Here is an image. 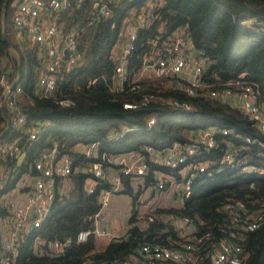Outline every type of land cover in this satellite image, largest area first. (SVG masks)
I'll return each instance as SVG.
<instances>
[{"label":"trees","instance_id":"1","mask_svg":"<svg viewBox=\"0 0 264 264\" xmlns=\"http://www.w3.org/2000/svg\"><path fill=\"white\" fill-rule=\"evenodd\" d=\"M5 1L0 0V74L5 73L21 87L17 105L25 121L21 128L10 126L0 136V142L21 137L23 147L20 161H0V243L10 216L2 196L22 173L28 172L33 179L38 154L54 140L58 155L72 161L70 175L56 180L47 215L37 228L27 227L20 237L14 264H84L86 260L111 264L137 255L142 245L177 247L186 239L178 235L171 215L187 218L194 225L199 241H192L198 247L199 264H210L212 250L220 239L229 237L231 230L242 234L244 256L240 264H264V135L253 121L226 103L187 95L179 87L184 82L176 76L152 75L139 79L135 90H109L127 28L135 26L149 10L148 3L154 1L150 17L135 27L134 49L126 67L130 76L143 67L152 50L150 40L158 37L157 46L163 48L174 31L183 27L193 52L204 59L201 80L214 88L228 86L233 91L240 90L241 83L251 85L257 91L258 104L264 106V0H114L109 3L110 15L94 24L89 23L93 0H73L56 22L63 31H74L79 58L73 68L62 66L56 71L49 97H43L38 88L43 69L35 46L24 37L19 47L10 34L14 0H7L2 8ZM2 31L12 49L5 45ZM61 99H71L73 104L61 106L57 103ZM126 103L135 107L124 108ZM183 103L189 108H183ZM151 117L155 121L148 124ZM6 121L10 116L0 87V134ZM32 126H39V131L35 139L27 141L24 133ZM209 128L215 131L213 148L199 145L192 157L187 156L175 168L150 160L148 149L188 144ZM91 143L98 146L96 158L86 157L78 149ZM228 151L233 153V161L222 162ZM102 153L137 155L146 160L147 171L144 175L117 173L122 183L117 194L130 198L126 234L106 244L94 234L84 242H76L79 230L94 228L95 217L101 214L100 192L111 188L110 172L119 169L103 161ZM94 162L102 164L105 177L93 178L95 189L89 193L86 186L92 176L84 168ZM200 163L206 164L204 172L190 168ZM157 173L164 174L165 188L189 179L190 193L178 207L155 206L151 212L139 214L137 201L145 187L156 183ZM31 190L32 185L20 189ZM238 202L242 208L236 206ZM226 203L238 213L236 222H232L229 211L223 210ZM259 211L263 214L258 226L242 230L250 220L247 215ZM141 220L147 221L144 228L137 225ZM56 239L70 241L65 254L40 253L42 240Z\"/></svg>","mask_w":264,"mask_h":264},{"label":"built area","instance_id":"2","mask_svg":"<svg viewBox=\"0 0 264 264\" xmlns=\"http://www.w3.org/2000/svg\"><path fill=\"white\" fill-rule=\"evenodd\" d=\"M80 1V0H77ZM114 0H93L94 11L89 19L90 24L99 22L110 15L109 3ZM73 0H14V12L12 15L13 39L20 46L22 38H26L29 43L36 48L38 58L42 62L43 73L38 79V88L43 97H49L56 83V71L62 67L73 68L79 58L76 49L74 31H63L57 25L56 19L62 12L69 10ZM149 10L146 15L139 17L136 25L127 28L125 42L121 46L118 64L115 68L114 81L109 90L119 93L125 90L137 89L139 79L145 77L143 72L149 69L151 75L156 77H178L184 83L180 88L191 97H201L213 99L221 103H226L240 110L253 121L255 127L264 135V106L257 102V91L251 85L241 83L240 90L233 91L228 86L214 88L208 81L201 80L204 59L193 52V47L185 29L179 28L169 37L168 44L163 48H158V37L150 40L152 46L150 54L144 60V65L136 74L130 76L127 71V63L134 49L135 27L141 26L147 17H150L151 10L155 7V2L150 1L147 5ZM1 98L10 116V126L21 128L25 121V115L17 105L18 95L21 87L15 82H11L5 73L0 74ZM57 103L61 106L73 104L71 99H61ZM177 105L176 102H173ZM188 109L186 103L181 105ZM124 108L135 107L131 104H124ZM155 121L151 117L148 124ZM39 126H32L24 137L27 141L36 138ZM213 128L206 129L197 134L192 141L185 145L173 144L161 150L148 149L150 160L153 163L161 164L168 168H175L183 163L186 157H192L199 148V145L206 149L213 148L215 141ZM225 135V131H223ZM22 139L18 137L12 141L0 142V161H20L23 156ZM98 146L95 143L88 144L81 150L86 157H97ZM101 159L106 163H113L119 166L115 172H111L109 183L110 189L100 192L99 202L101 210L108 206V195L117 194L122 190V183L119 175H144L147 171L146 160L137 155L111 156L101 154ZM233 153L228 151L223 156L222 162L230 163L233 160ZM32 190L22 202L16 200L7 201L6 205L10 216L7 219L5 230L1 236L0 243V264H14L17 245L21 236L25 234L27 227L37 228L42 219L47 215L49 202L53 197L58 179L65 180L72 172V161L66 155H58L56 141L53 140L51 146L43 149L34 160ZM190 168L198 172H204L206 164H197ZM85 173H89L92 178L87 182V192L92 193L95 189L96 181L105 177V171L101 163L94 162L84 168ZM190 180L186 179L174 187L176 197L183 198L190 193ZM68 186L67 183L64 182ZM1 186V185H0ZM157 193L165 188V176L162 173L156 174V183L152 186ZM141 193L137 203L141 206L139 214L151 212L145 198ZM238 208H242V203H236ZM264 206V200L262 203ZM223 210L229 211L232 222L239 218L238 213L233 210V205L226 203ZM262 211L247 215L250 219L242 226V230H254L261 220ZM98 217V214L95 218ZM148 221L152 218L148 217ZM170 220L180 237L186 242L177 247L162 245H142L137 250V255H132L129 259L111 264H199L200 257L198 247L192 240L199 241L194 235V225L187 218L170 216ZM95 223V221H94ZM146 220L137 222L140 228H144ZM90 234L97 238L107 237L108 239L118 238L94 224L93 229L79 230L75 235L76 242H84ZM120 237V236H119ZM242 234L235 231L229 232V237L220 239L210 254V264H240L243 260V246L240 241ZM70 241L51 240L41 241L40 253H50L63 255ZM84 264H108L95 260H86Z\"/></svg>","mask_w":264,"mask_h":264},{"label":"crops","instance_id":"3","mask_svg":"<svg viewBox=\"0 0 264 264\" xmlns=\"http://www.w3.org/2000/svg\"><path fill=\"white\" fill-rule=\"evenodd\" d=\"M10 34H12V36H13V28L10 31ZM149 73H150L149 69L146 68L145 75L143 74V76L148 77L147 75H149ZM129 155L130 154H128L127 156L129 157ZM111 172L113 173L115 171H111ZM111 172H110V174H111ZM30 185H32V183ZM169 188L172 189V191L170 193L171 199H169L168 203L161 204V206L178 207V205L181 203L182 199L175 196L174 190H173L174 187H172V185ZM141 193L144 194L145 197H143V198H145L146 202H147V199H148V206H150L151 208H153L155 206H160L158 204L161 201V199L159 197L160 193H157V191H155L153 187H145ZM28 194H29V191L22 192V191L19 190V194L17 195V201L18 202L24 201ZM111 195H118V194H111ZM149 196H152V198H149ZM174 201H177V203L174 204ZM129 205H130V203H129ZM128 207L129 208L126 210L125 214H123L121 211L116 209L115 211L112 212V215L107 220L105 219L103 221V223H102V221L101 222L98 221L99 217L101 216V214H100L101 212H100L99 213L100 215H98V217L95 218V223L94 224H96L97 226L109 231L112 234L113 237L123 236L127 232V228H128L127 221H128V219H129V217L131 215V208H130L131 206H128ZM140 210H141V206H138V211H140ZM104 223L106 224V226H104ZM97 239L100 241L101 244H106L110 240L107 237L97 238ZM104 239H106L105 242L104 243L101 242V240H104Z\"/></svg>","mask_w":264,"mask_h":264},{"label":"rangeland","instance_id":"4","mask_svg":"<svg viewBox=\"0 0 264 264\" xmlns=\"http://www.w3.org/2000/svg\"><path fill=\"white\" fill-rule=\"evenodd\" d=\"M145 71L143 73L144 75H145ZM147 76L150 77L152 75H151V73H149V75H147ZM78 149H80V151L83 150V146H79ZM31 179L32 178L28 172L22 173L20 175V177L15 181L13 187H11L10 190L2 196V200L5 201L6 203L9 200H16L17 201V195L19 194V190L21 188L29 186L31 184V181L33 180V179L32 180ZM171 191H172V189L168 187V188L163 189L160 192L159 197H160L161 201H160V203H158L160 206H161V204L168 203L169 199H171V196H170ZM142 196L145 197L144 194ZM147 202H148V199H147ZM129 203H130V198L129 197L127 198L123 194H118V195H111L110 194V195H108V206H107V208L105 207L104 209H102L101 216L99 217L98 221H100V222L102 221V223H103V221L105 219L107 220L112 215V212L115 211L116 209H118L123 214H125L126 210L129 208L128 206H130ZM176 203H177V201H174V204H176ZM104 226H106L105 223H104ZM105 240L106 239L101 240V242L104 243Z\"/></svg>","mask_w":264,"mask_h":264},{"label":"water","instance_id":"5","mask_svg":"<svg viewBox=\"0 0 264 264\" xmlns=\"http://www.w3.org/2000/svg\"><path fill=\"white\" fill-rule=\"evenodd\" d=\"M6 2H7V0L4 2L2 8H4ZM1 35H2V39H3L4 43H5V45H6L9 49H12V46H11L9 40L7 39V37H6V35H5V33H4L3 31H2V34H1ZM19 61H20V60H18V66H17V74H18V75H19V73H20ZM9 128H10V123H9L8 121H6V128H5V130L0 134V136H2L6 131H8ZM126 239H127V237H126Z\"/></svg>","mask_w":264,"mask_h":264}]
</instances>
